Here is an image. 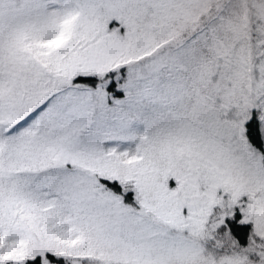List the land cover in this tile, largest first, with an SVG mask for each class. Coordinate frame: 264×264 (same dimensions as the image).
<instances>
[{"label": "snow or ice", "instance_id": "6c2138e0", "mask_svg": "<svg viewBox=\"0 0 264 264\" xmlns=\"http://www.w3.org/2000/svg\"><path fill=\"white\" fill-rule=\"evenodd\" d=\"M0 264H264V0H0Z\"/></svg>", "mask_w": 264, "mask_h": 264}]
</instances>
